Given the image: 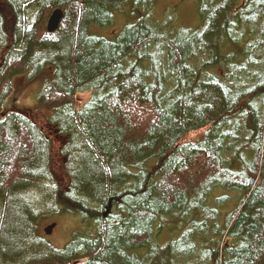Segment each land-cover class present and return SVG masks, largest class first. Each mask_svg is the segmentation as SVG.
I'll return each mask as SVG.
<instances>
[{"label": "trees", "instance_id": "1", "mask_svg": "<svg viewBox=\"0 0 264 264\" xmlns=\"http://www.w3.org/2000/svg\"><path fill=\"white\" fill-rule=\"evenodd\" d=\"M156 1L0 0V114L40 80L66 139L56 155L31 119L0 120V264H264V0H195L197 27L160 24ZM65 214L56 247L42 223Z\"/></svg>", "mask_w": 264, "mask_h": 264}, {"label": "rangeland", "instance_id": "2", "mask_svg": "<svg viewBox=\"0 0 264 264\" xmlns=\"http://www.w3.org/2000/svg\"><path fill=\"white\" fill-rule=\"evenodd\" d=\"M151 15L156 18L160 24L166 19V15H170L173 19V23L180 26H194L200 25V16L197 9V4L195 0H157L155 6L151 8ZM117 17L115 18L113 26L109 28L100 29L97 31L98 34H103L107 36H113L117 32H120L127 22L129 17V11L124 9L123 11H118ZM163 15V16H162ZM19 76L14 81V91L7 98L2 113L0 114V120H2L7 114L11 112H18L27 118L31 119L33 122L37 123L47 135L53 139L54 142V152L57 155L63 143L66 142L65 138L58 135L56 129L51 126V123L46 119V116L39 105V97L41 91L40 80L26 82V75ZM25 78V79H24ZM94 93L90 90H85L77 95L78 104L84 105L93 99ZM207 129H202L198 131L189 132L181 140L180 144L183 142H191L198 139L201 135L206 132ZM64 159H60L58 163H61ZM238 200H230L225 207L224 211L230 212L237 205ZM56 222V227L54 228L51 235H47L44 232L46 226L52 222ZM79 223V219L72 215H60L54 218L46 219L42 223V233L48 238L49 242L56 247H63L72 237L76 226ZM166 239H164L165 241ZM204 264V263H202Z\"/></svg>", "mask_w": 264, "mask_h": 264}, {"label": "water", "instance_id": "3", "mask_svg": "<svg viewBox=\"0 0 264 264\" xmlns=\"http://www.w3.org/2000/svg\"><path fill=\"white\" fill-rule=\"evenodd\" d=\"M63 16H64V13L61 9H56L51 14V16L49 18V22H48V31L49 32L53 33L59 28L61 21L63 19ZM112 206H113L112 202L110 201L109 205L107 206V208L103 214L104 217H107L111 213ZM55 227H56V223L50 224L48 227L45 228V232L48 235H50V234H52Z\"/></svg>", "mask_w": 264, "mask_h": 264}, {"label": "bare ground", "instance_id": "4", "mask_svg": "<svg viewBox=\"0 0 264 264\" xmlns=\"http://www.w3.org/2000/svg\"><path fill=\"white\" fill-rule=\"evenodd\" d=\"M212 211H214V210H212Z\"/></svg>", "mask_w": 264, "mask_h": 264}]
</instances>
